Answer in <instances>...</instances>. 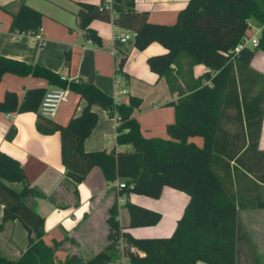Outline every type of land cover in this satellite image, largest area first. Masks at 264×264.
Listing matches in <instances>:
<instances>
[{"label": "trees", "instance_id": "trees-1", "mask_svg": "<svg viewBox=\"0 0 264 264\" xmlns=\"http://www.w3.org/2000/svg\"><path fill=\"white\" fill-rule=\"evenodd\" d=\"M112 12L116 15L112 16ZM44 15L42 10L21 0L13 12L10 29L37 31ZM77 17L85 36L97 43L102 42V37L91 21L102 17L132 28L133 43L139 49L152 41L167 48L164 53L151 55L148 62L152 70L166 77L172 92H179L171 101L175 119L167 124L168 137L145 135L134 114L142 103L140 96L130 95L128 102L119 101L92 81L63 79L45 65L0 52V81L6 72L31 74L44 77L53 85L69 87L85 99L80 112L74 113L67 123L40 112L48 90L42 86L26 88L22 98L16 90L7 89L0 97V110L36 111L40 132L59 131L65 173L75 183L83 181L96 165L109 182L123 179L125 185L118 192L126 194L123 205L130 214V223L123 226L116 199L107 217L110 231L105 247L88 258L73 252L57 260L56 250L64 238L52 243L45 240V217L33 201L44 195L43 191L29 181L19 159L0 149V230L7 221L18 218L28 232V244L21 254L11 258L0 251V264H110L122 253L128 257L125 264H197L198 260L210 264H264L240 215L241 209L250 205L264 206V150L258 149L264 116V73L251 65L255 52L264 49V0H188L173 23L150 21L148 10L135 9V0H112L110 7L105 2L79 1ZM249 19L261 25L259 43L228 52L242 41ZM184 59L190 66L202 63L211 71H205L194 84L184 88L179 81ZM126 61L127 55H123L117 66V72L124 77H128ZM203 78L209 82L203 83ZM94 104L116 117V143L131 144L132 148L85 149L84 141L98 121ZM230 119L245 124L246 146L243 129L241 143L224 141L225 135L236 136L240 131L227 127ZM15 133L16 128L11 126L6 136L13 138ZM192 135H202L204 144L190 141ZM252 151H258L253 165L248 163ZM231 160L236 161L234 167ZM239 165L251 173L250 180L258 186L256 198L242 193L237 177ZM13 182H21L22 187H14ZM166 185L189 195L172 233L133 234L130 227L157 223L162 212L130 200L129 194L160 197ZM243 255L250 259L244 262Z\"/></svg>", "mask_w": 264, "mask_h": 264}, {"label": "crops", "instance_id": "crops-1", "mask_svg": "<svg viewBox=\"0 0 264 264\" xmlns=\"http://www.w3.org/2000/svg\"><path fill=\"white\" fill-rule=\"evenodd\" d=\"M79 1H90L96 4L112 0H26L31 6L42 10L45 15L37 31H13L10 29L13 12L20 6L21 0H0V52L45 65L67 79H86L115 96L117 66L120 58L127 55L125 70L126 93L118 97L119 101L128 102L130 95L142 98V103L135 108L134 114L140 121L145 135L168 137L167 124L175 119V106L171 101L178 96L172 92L165 76L152 70L148 58L161 54L167 48L159 41H152L143 49L133 43L134 31L125 25L115 23L112 19L95 17L91 26L102 37L97 43L85 36L79 26L77 11ZM188 0H135V9L148 10V17L153 22L173 23L177 20L178 11ZM116 13L112 12V16ZM131 34L126 40L121 36ZM253 68L264 73V49L259 48L251 60ZM198 73L191 78V84L205 71H211L205 64H196ZM182 86L184 78L179 79ZM209 79L203 78V83ZM42 86L47 89L53 85L44 77L4 73L0 81V97L7 89H14L20 98L28 87ZM69 100L60 104L55 115L51 116L60 123H67L74 113H79L85 104L79 93L68 90ZM98 112V121L91 134L85 139L86 150L115 146L119 150L131 148V144H117V119L110 116L101 105L94 104ZM38 113L33 110L3 111L0 110V149L19 159L29 181L37 186L44 195L33 198L37 210L45 217V240L52 243L54 239H63L56 250L57 260H63L69 253H79L84 258L94 255L108 243L110 226L107 221L109 209L116 199L120 204L119 218L121 224L130 223V214L118 192V182H109L100 166H94L85 179L75 183L65 173L61 157V135L59 131L43 133L37 129ZM11 126L16 128L13 138L6 136ZM231 130L239 129V134L226 136V142H242V129L245 131V146L248 143L246 126L236 119L227 121ZM198 145L204 144L202 135L188 138ZM227 139V140H226ZM258 149L264 150V116L259 137ZM258 160V151L251 152L248 163ZM235 160H231L234 167ZM223 172V169H222ZM249 173L239 165L237 171L241 191L248 198H256L258 186L250 180ZM260 182V181H259ZM113 184L115 187H113ZM21 188V182H13ZM264 186V181L261 182ZM264 189V188H263ZM77 190V192H76ZM264 193V190H263ZM129 199L162 212L161 219L154 224L130 227L135 235H169L174 230L178 218L182 215L189 200V195L180 189L166 185L160 197L130 193ZM240 215L244 226L253 241L259 246L263 256L264 245V206H252L241 209ZM3 218V203L0 200V222ZM28 232L18 218L9 220L0 230V251L8 257L16 258L27 247ZM262 246V247H261ZM128 257H121L110 264H125ZM197 264H207L198 260Z\"/></svg>", "mask_w": 264, "mask_h": 264}, {"label": "built area", "instance_id": "built-area-1", "mask_svg": "<svg viewBox=\"0 0 264 264\" xmlns=\"http://www.w3.org/2000/svg\"><path fill=\"white\" fill-rule=\"evenodd\" d=\"M107 7L110 5L106 4ZM249 28L244 35L241 42H239L235 47L230 48L228 52H238L242 47L246 45H256L259 43V35L261 32V25L254 22L252 19H249ZM131 34H125L121 36V39L126 40L130 38ZM63 79H67L65 75H61ZM70 80V79H68ZM76 80V79H75ZM69 87L55 86L46 91L41 104H40V112L46 116H53L56 114L61 103L69 100L68 95ZM126 93L125 87V77L121 74L117 75L116 78V86H115V98L118 100V97ZM125 183L123 181L118 182V187L124 186ZM124 242L121 239V245L123 246Z\"/></svg>", "mask_w": 264, "mask_h": 264}, {"label": "rangeland", "instance_id": "rangeland-1", "mask_svg": "<svg viewBox=\"0 0 264 264\" xmlns=\"http://www.w3.org/2000/svg\"><path fill=\"white\" fill-rule=\"evenodd\" d=\"M254 21V20H253ZM255 22V21H254ZM197 74H199L198 73V70H197V67H196V65H193V66H190V64H189V62H188V59H184V60H182V63H181V73H180V76L182 77V78H184V84H185V86H182V87H184V88H186L188 85H190L191 84V78H192V76H195V75H197ZM203 74V73H202ZM181 84V83H180ZM182 85V84H181ZM130 145V144H129ZM131 148H132V146H131ZM135 194H137V193H135ZM123 198H126V194H123V195H121ZM126 201V200H125ZM125 201L123 202V203H125ZM262 244L264 245V242H262ZM257 249H258V251H259V246L257 245ZM262 247V246H261ZM262 253H263V260H264V248H262ZM260 252V251H259ZM242 259H243V261L244 262H247L250 258L247 256V255H243L242 256ZM207 264H210V263H208L207 262Z\"/></svg>", "mask_w": 264, "mask_h": 264}]
</instances>
